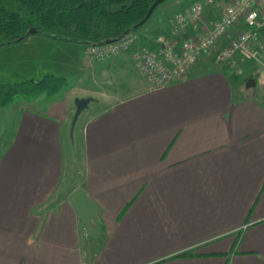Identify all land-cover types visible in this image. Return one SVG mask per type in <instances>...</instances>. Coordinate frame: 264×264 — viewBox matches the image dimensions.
I'll use <instances>...</instances> for the list:
<instances>
[{
    "label": "crops",
    "instance_id": "1",
    "mask_svg": "<svg viewBox=\"0 0 264 264\" xmlns=\"http://www.w3.org/2000/svg\"><path fill=\"white\" fill-rule=\"evenodd\" d=\"M42 38L45 64L68 46L79 64L84 48ZM209 56L152 89L125 53L94 86L0 109V264H264V90ZM78 188L98 207L83 243Z\"/></svg>",
    "mask_w": 264,
    "mask_h": 264
},
{
    "label": "built area",
    "instance_id": "2",
    "mask_svg": "<svg viewBox=\"0 0 264 264\" xmlns=\"http://www.w3.org/2000/svg\"><path fill=\"white\" fill-rule=\"evenodd\" d=\"M217 3L198 0L179 9L166 33L144 35V43L131 32L110 44L88 46L84 64L132 53L142 77L152 89H161L187 78L204 56L214 54L218 64L239 75L244 64H260L258 81L264 88V0H226L222 10Z\"/></svg>",
    "mask_w": 264,
    "mask_h": 264
},
{
    "label": "trees",
    "instance_id": "3",
    "mask_svg": "<svg viewBox=\"0 0 264 264\" xmlns=\"http://www.w3.org/2000/svg\"><path fill=\"white\" fill-rule=\"evenodd\" d=\"M157 1L0 0V48L25 41L32 29H36L37 34L84 49L115 42L130 31L142 29L158 10L159 6L152 17L141 24ZM67 86V79L53 75L39 81L0 84V108L9 106L18 97L31 100L44 94L54 96Z\"/></svg>",
    "mask_w": 264,
    "mask_h": 264
},
{
    "label": "rangeland",
    "instance_id": "4",
    "mask_svg": "<svg viewBox=\"0 0 264 264\" xmlns=\"http://www.w3.org/2000/svg\"><path fill=\"white\" fill-rule=\"evenodd\" d=\"M191 1H194V0H169L161 4L158 10L153 15V17L149 20V22L137 32V35L141 37L142 43L146 42V39H147L146 36L144 35H147V34L157 35L159 33H166L167 30L169 29V20L172 17V15L175 12H177L180 8H182L185 4L187 5L190 4ZM225 4H226V0H218L216 9L222 10ZM208 19L212 20L213 17L210 15ZM42 36L43 34L36 35V37H39V38L32 36L29 39L23 42H20L18 44L0 48V84L12 85L16 83L25 82L28 80L39 81L47 75H53L55 77H64L65 79H67L68 86L63 88L58 94L54 96H48L45 94L44 96L42 95L39 102H36L37 98L28 100L22 97H18L9 106L5 108H0V109H3V111H5L4 109L6 108L10 109L11 107H14V105H19V103L20 102L22 103V101H24L27 104L29 102L30 103L33 102V104H29V106H32L34 108H36L37 106L42 107V105H44L48 101L57 100V99L62 98L64 94L66 93L65 91L71 89L72 87L78 88L81 85L85 86L88 84L94 86L96 85V83L99 82L100 77H101L99 72H96V73L93 72L94 65L85 66L84 59L82 57L81 52H80L79 64L75 67L73 60L71 59V57L73 56V53L68 52L67 50L69 49V47H74V46H68L66 48H63L62 49L63 51L51 50L52 54L49 53L47 55L50 58L48 62L45 64L43 57L45 56L44 50L46 49V46H44L43 44L44 42L40 40V39H43ZM79 47L81 46L79 45ZM209 58L212 61V63L219 65L214 59V54H211ZM32 61L34 64L33 67L28 66V64H31L30 62ZM263 61H264V56H263ZM36 63H39V65H36ZM247 64L246 65L244 64V65L246 67L251 65V63H247ZM254 65H255L254 66L255 70L252 69L251 72L244 71L242 74L236 75L237 77H239L244 87H246L247 85L246 81L249 77L253 78L254 80L258 82V85L254 87L253 89H250V91H254V90L258 91L260 89L258 76H259L260 68L262 66L260 64H254ZM133 71H134V74H136V76L141 80L142 76H139L136 70L133 69ZM117 78H121V76L118 75ZM134 79L136 78L134 77ZM80 80H82V84L80 83ZM118 82H119L118 85H116L117 87L126 88L127 83L125 80H122V82H120L119 80ZM100 84H103V83L101 82ZM100 84H98L97 86L98 88H95V90H97L98 92H102L105 89V87L101 86ZM100 106L101 107L99 108H102L103 106H105V104L103 103ZM3 113L5 114L6 111ZM71 130H72V127H71ZM70 135H71L70 136L71 139L75 138L74 141L76 145H78L80 141V132L78 131V129H75L74 131H72ZM70 137L68 136L69 140L67 139L66 144H69Z\"/></svg>",
    "mask_w": 264,
    "mask_h": 264
},
{
    "label": "water",
    "instance_id": "5",
    "mask_svg": "<svg viewBox=\"0 0 264 264\" xmlns=\"http://www.w3.org/2000/svg\"><path fill=\"white\" fill-rule=\"evenodd\" d=\"M165 1L166 0H158L156 3H154L148 15L146 16V18L141 24L147 22L152 17L155 9L161 4H163ZM131 32L133 31H130L126 33L125 35ZM35 34H37V30L32 29L27 35V37H30L31 35H35ZM107 44H110V43H107ZM96 45H102V44H96ZM255 85H256V80H254L253 78L248 80L247 87H251ZM92 101H93V98L91 97L76 98L75 100L76 112H75V115L72 121V131H74L81 114L87 109V107ZM70 203L72 204V206L74 207V209L77 211L79 215V219H80L79 232H80L81 242L82 243L84 242L85 235L89 237H96V233L92 227V221L98 219L97 205L90 199L87 192L83 188H78L72 193V195L70 196Z\"/></svg>",
    "mask_w": 264,
    "mask_h": 264
}]
</instances>
